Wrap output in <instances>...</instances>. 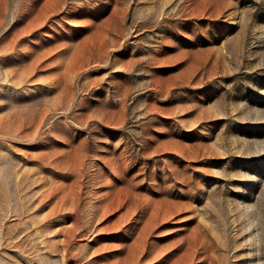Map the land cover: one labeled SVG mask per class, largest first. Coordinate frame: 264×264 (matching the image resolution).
<instances>
[{"label":"rangeland","instance_id":"rangeland-1","mask_svg":"<svg viewBox=\"0 0 264 264\" xmlns=\"http://www.w3.org/2000/svg\"><path fill=\"white\" fill-rule=\"evenodd\" d=\"M0 264H264V0H0Z\"/></svg>","mask_w":264,"mask_h":264}]
</instances>
